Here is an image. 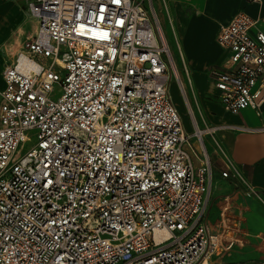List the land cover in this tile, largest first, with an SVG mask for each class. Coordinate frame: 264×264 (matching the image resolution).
Instances as JSON below:
<instances>
[{
	"label": "built area",
	"instance_id": "2783aa9c",
	"mask_svg": "<svg viewBox=\"0 0 264 264\" xmlns=\"http://www.w3.org/2000/svg\"><path fill=\"white\" fill-rule=\"evenodd\" d=\"M145 1L27 0L34 37L1 74L0 264H225L213 259L238 218L226 205L218 234L204 221L210 160L194 166L184 149L167 86L184 87ZM215 41L226 58L208 76L221 107L260 113L264 32L239 12ZM222 156L220 176L264 202Z\"/></svg>",
	"mask_w": 264,
	"mask_h": 264
},
{
	"label": "crops",
	"instance_id": "0c3cea01",
	"mask_svg": "<svg viewBox=\"0 0 264 264\" xmlns=\"http://www.w3.org/2000/svg\"><path fill=\"white\" fill-rule=\"evenodd\" d=\"M152 2L170 54L171 49L176 50L186 81L191 85L192 100L200 117L203 121L205 117L211 128L216 129L210 139L203 140L204 152L208 155L212 168L211 192L204 208V221L208 224L211 233L218 234L221 232V217L226 205L229 215L233 218L241 217L242 212H246L251 205L252 210L248 214L247 224L252 231L250 236L256 241L250 244L249 250L236 248L237 253L230 254V258L234 261L221 263L264 264V245L261 244L264 241V207L251 200H239L236 194L225 201L234 204H224L221 208L219 206L216 217L213 213L221 190L234 189L241 194L244 193L243 187L235 186L229 179L220 176L223 170L222 154L239 169L248 185L264 199V132H247L239 129L264 127V106L258 114L251 109H245L236 115L226 112L221 107L208 76V70L224 63L226 58L225 52L215 41L219 27L227 24L236 13L241 12L256 21V28L264 32V0H152ZM35 30V20L27 15V0H0L2 89L4 84L1 74L4 66L13 63L24 45L32 40ZM175 64L179 72L180 67L176 62ZM191 76L197 86V93L193 91ZM181 82L184 84L183 81ZM208 85L209 100L204 98ZM180 119L187 136L181 116ZM215 145H218L219 149ZM201 155L202 152L194 153L192 158L189 155L194 166L199 165ZM213 167L217 173L215 177ZM242 203L246 205V209L241 207ZM231 209L234 211H230ZM217 223L220 226L219 231L215 233L213 227Z\"/></svg>",
	"mask_w": 264,
	"mask_h": 264
},
{
	"label": "rangeland",
	"instance_id": "374dc122",
	"mask_svg": "<svg viewBox=\"0 0 264 264\" xmlns=\"http://www.w3.org/2000/svg\"><path fill=\"white\" fill-rule=\"evenodd\" d=\"M143 6L145 7V9L147 10V12L150 14L151 13V8L153 9V2L152 0H146L143 3ZM167 36L165 35V38ZM171 56L173 58V60L177 63V65L180 67V80L183 81L184 85V91H185V95H183L176 84L175 80H172L169 82L167 89H168V94L169 97L171 99V101L175 104V107L177 108L178 113L180 114V116L182 117L183 123L185 125L186 131L188 133L187 138H186V143H184V147L186 152L188 153V155H190V157L192 158L194 153L199 154V152L203 153L204 152V141L205 139H210L211 136L213 134H208L206 132V128H211L210 123L205 119L204 117V121L203 119L200 117L198 109L196 108L193 100H192V96H191V85H189L186 81V77L183 73V70L181 69V65H180V61L177 55L176 50H172L171 49ZM191 82H192V87H193V91L195 93H197V86L194 82L193 77L191 76ZM0 90H2V86L0 85ZM210 90V86H207V89L204 95L205 99H210L209 95H208V91ZM60 95L59 93V87L56 85L54 86V96L58 97ZM194 126H196V128H198L200 131H203L204 133L200 136V137H195L194 135V131L195 128ZM216 129H214L215 131ZM31 135H33V133H31ZM204 140V141H203ZM34 138L31 137V140L29 143H27L24 146V153L29 150L33 145H34ZM193 150V152H192ZM200 158V157H199ZM216 169L213 167V175L214 177L216 176ZM239 197V200H251L254 201L256 203H258L259 205H261V207H264V202L260 201L255 195H250V196H245L237 191H235L234 189H229V190H221L220 194H219V201L218 203H216L214 205V216L216 217L218 212L217 210L222 206H224V204H234L233 202L227 203L225 202L226 199H229L230 197H232V195H236ZM261 196V195H260ZM243 208L246 209V205L242 203ZM251 205H249V209L246 212H242V216L238 218V229L235 231H231V230H226L225 235L227 237H233L232 242H231V246L229 248H226V250H228L227 253H225V255L222 257V259H220V262H232L234 261V259L230 258V254L231 253H237V251L235 250L236 248L241 249V250H249L251 249L250 244H253V242H255L256 240L253 238V236L251 235L250 228L247 224V217L248 214H250V210ZM248 208V207H247ZM230 209V208H229ZM230 211H234V209H231ZM230 227L236 226V224L234 223V221L229 222ZM219 226L220 224L217 223L216 225H214L213 227V232L217 233L219 231ZM234 233H236V235H234ZM234 235V236H233ZM262 245H264V241H262L261 243Z\"/></svg>",
	"mask_w": 264,
	"mask_h": 264
},
{
	"label": "bare ground",
	"instance_id": "6f19581e",
	"mask_svg": "<svg viewBox=\"0 0 264 264\" xmlns=\"http://www.w3.org/2000/svg\"><path fill=\"white\" fill-rule=\"evenodd\" d=\"M24 62H21V64H23ZM204 132H201V134ZM167 236V232L165 231H155L154 233V238L157 239H161Z\"/></svg>",
	"mask_w": 264,
	"mask_h": 264
}]
</instances>
